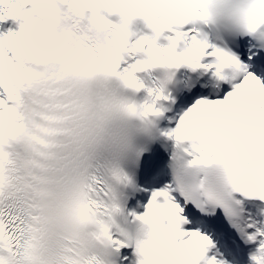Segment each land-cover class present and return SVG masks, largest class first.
<instances>
[{
	"label": "snow or ice",
	"instance_id": "obj_1",
	"mask_svg": "<svg viewBox=\"0 0 264 264\" xmlns=\"http://www.w3.org/2000/svg\"><path fill=\"white\" fill-rule=\"evenodd\" d=\"M0 264H264V0H0Z\"/></svg>",
	"mask_w": 264,
	"mask_h": 264
},
{
	"label": "rangeland",
	"instance_id": "obj_2",
	"mask_svg": "<svg viewBox=\"0 0 264 264\" xmlns=\"http://www.w3.org/2000/svg\"><path fill=\"white\" fill-rule=\"evenodd\" d=\"M239 264V263H238Z\"/></svg>",
	"mask_w": 264,
	"mask_h": 264
}]
</instances>
